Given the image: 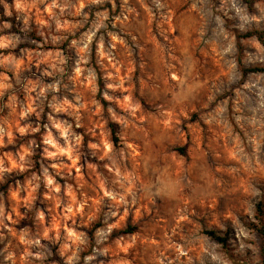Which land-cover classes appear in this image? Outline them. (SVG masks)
<instances>
[{
    "label": "clouds",
    "instance_id": "obj_1",
    "mask_svg": "<svg viewBox=\"0 0 264 264\" xmlns=\"http://www.w3.org/2000/svg\"><path fill=\"white\" fill-rule=\"evenodd\" d=\"M0 264H264V0H0Z\"/></svg>",
    "mask_w": 264,
    "mask_h": 264
}]
</instances>
